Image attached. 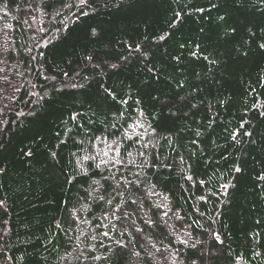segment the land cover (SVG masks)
<instances>
[{"label":"trees","instance_id":"1","mask_svg":"<svg viewBox=\"0 0 264 264\" xmlns=\"http://www.w3.org/2000/svg\"><path fill=\"white\" fill-rule=\"evenodd\" d=\"M261 44L264 0H0V264H264Z\"/></svg>","mask_w":264,"mask_h":264},{"label":"snow or ice","instance_id":"2","mask_svg":"<svg viewBox=\"0 0 264 264\" xmlns=\"http://www.w3.org/2000/svg\"><path fill=\"white\" fill-rule=\"evenodd\" d=\"M83 3H85V0H81V4H83ZM221 19H222V17H221ZM260 48L264 49V44H261ZM113 67H115V66H113ZM237 171H239V169H237Z\"/></svg>","mask_w":264,"mask_h":264}]
</instances>
